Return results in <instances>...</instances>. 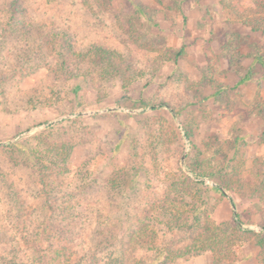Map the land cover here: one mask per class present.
Segmentation results:
<instances>
[{
    "label": "rangeland",
    "instance_id": "374dc122",
    "mask_svg": "<svg viewBox=\"0 0 264 264\" xmlns=\"http://www.w3.org/2000/svg\"><path fill=\"white\" fill-rule=\"evenodd\" d=\"M9 2L0 0V28ZM20 2L21 32L8 31L0 46V264L148 260L144 237L130 235L141 228L155 230L162 243L171 239L161 223L162 173L178 167L210 187L224 182L222 194L205 196L215 223L238 212L243 229L262 234L264 67L251 62L264 57V7L251 0ZM42 23L45 33L38 30ZM50 23L68 32L84 70L92 66V47L101 45L130 60V77L103 80L90 69V82L66 77L54 63L60 45ZM246 73L250 80L236 85ZM218 87H224L219 96L205 98ZM45 140L62 165L50 175L57 197L48 211L34 164L11 146L35 153ZM189 163L206 174L192 172ZM123 169L126 180L135 173L137 180L119 193L109 179L119 180ZM46 226L55 231L51 243L38 234ZM244 238L220 264H264V246ZM213 260L206 250L178 264Z\"/></svg>",
    "mask_w": 264,
    "mask_h": 264
},
{
    "label": "trees",
    "instance_id": "16d2710c",
    "mask_svg": "<svg viewBox=\"0 0 264 264\" xmlns=\"http://www.w3.org/2000/svg\"><path fill=\"white\" fill-rule=\"evenodd\" d=\"M254 5L264 7V0H251ZM24 7L21 6L20 0H10L8 8V21L6 25L2 26L0 31V46L3 40V35L10 30L16 29L19 22L15 24L16 17H20L23 14ZM142 14L143 10L137 8ZM25 25H23L24 27ZM45 24H40L38 30L41 29L42 33H45ZM50 27L53 28L50 31L52 37L58 38L59 48L55 51L56 57L54 63L60 66V69L64 72L66 77L75 78L81 77L85 80L91 81V71L96 70L101 79L106 80L113 75H120L127 79L131 75L132 64L130 60L124 58L114 50L96 45L92 47L89 55V59L93 62L91 67H87L84 70L83 59L78 57V53H75L71 47L70 35L64 29L57 28L54 23H50ZM25 33L33 36V31L24 27ZM17 31V32H19ZM21 32V31H20ZM38 32V31H37ZM24 33V34H25ZM71 38V37H70ZM37 55V52L33 51ZM40 56V55H39ZM258 63L264 67V57L257 54L253 57L251 65ZM75 67L81 66L82 69H74ZM89 73L87 76L86 74ZM101 74V75H100ZM86 77H88L86 79ZM250 80V74L246 73L237 82L236 85L246 83ZM76 90L79 85H75ZM224 90V87H218L216 90L206 95L205 98H214L219 96ZM143 105V104H142ZM145 105V104H144ZM156 108V105H152ZM171 113L176 116L178 112L171 108ZM185 136L187 134L186 128H184ZM240 139V138H239ZM238 138L234 141L237 142ZM11 146L21 147L26 152L27 156L34 164L36 168V186L39 192V196L42 200L44 209L47 211L53 208V202L56 200L54 193V187L50 180V175L53 172H57L62 168L61 159L55 154L54 146L50 144L49 140H45L42 145V149H38V152L32 153L28 147H24L20 143H14ZM120 143L115 145L113 153L119 151ZM236 148V145L234 146ZM188 168L198 174L205 175L206 173L200 170L198 167L192 164H187ZM131 171V169H130ZM126 170L123 169L119 172V180L117 178H110V188L116 192L124 193L128 186L126 183L129 182L132 188H135L136 176L133 174L132 181H128L124 178ZM212 176V175H209ZM222 180V179H221ZM162 181L164 186V196L160 206L162 215L165 216V221H161L163 225L170 231L171 239L164 241L156 239V231L153 230L150 233H146L145 230L137 228L131 232V239H138L144 237L145 243L144 248L146 254H151L147 260L140 259L138 264H178L181 261L187 260L190 257L196 256L206 250H210L214 254L213 264H220L228 257L236 246H240L248 239L244 238L246 234L254 236L255 242L258 246H264V226L262 228V234L257 235L252 230L243 229L244 224L241 214L236 212L232 221H224L221 223H215L210 217L211 210L208 207V201L205 198L209 191H216L222 194L219 186H225L223 181L217 182V186L210 187L203 183L201 180H196L181 167L176 170H172L169 173H162ZM52 186V187H51ZM226 187V186H225ZM54 193V194H53ZM55 195V196H53ZM126 207L123 211H126ZM55 212V209L53 210ZM52 212V213H53ZM143 214V212H142ZM140 214V215H142ZM139 215V216H140ZM56 228V226L52 225ZM67 232L66 229H63ZM57 234L63 235V231L58 229ZM38 234L44 236V239L49 240L51 243L52 237L55 235V231L46 226L45 228L38 231ZM152 235L153 237H151ZM147 238V239H146ZM147 241V242H146ZM143 242V241H142ZM151 245L153 251L150 250ZM151 252H150V251ZM120 263H124L122 259H117Z\"/></svg>",
    "mask_w": 264,
    "mask_h": 264
},
{
    "label": "water",
    "instance_id": "95a60500",
    "mask_svg": "<svg viewBox=\"0 0 264 264\" xmlns=\"http://www.w3.org/2000/svg\"><path fill=\"white\" fill-rule=\"evenodd\" d=\"M183 159H184V155H182V157H181V164L183 162ZM220 189L222 190V188H220Z\"/></svg>",
    "mask_w": 264,
    "mask_h": 264
}]
</instances>
